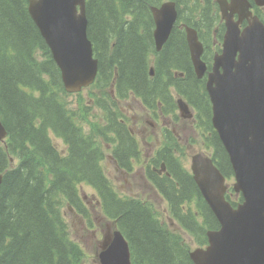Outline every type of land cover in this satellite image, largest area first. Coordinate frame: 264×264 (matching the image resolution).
I'll return each instance as SVG.
<instances>
[{
    "label": "trees",
    "instance_id": "trees-1",
    "mask_svg": "<svg viewBox=\"0 0 264 264\" xmlns=\"http://www.w3.org/2000/svg\"><path fill=\"white\" fill-rule=\"evenodd\" d=\"M162 1L90 0L89 36L100 61L99 86L111 82L117 69L124 84L137 88L147 98L154 90H163L156 86L158 77L149 82L146 75V57L153 46L151 7ZM174 1L182 9L189 6V1L203 0ZM142 26L146 28L140 35ZM111 40H117L113 51ZM37 51L44 53L43 60H39ZM186 52L183 37L175 31L162 53L161 68L168 69L170 63L183 65ZM188 77L179 90L194 106L203 107L204 126L211 130L205 86L192 70ZM63 91L60 71L28 13V0H0V113L10 136L7 146L0 149V172L5 173L0 187V264H80L82 252L68 236L61 208L63 199L80 207L82 183L99 192L105 212L118 221L131 245L133 264H193L189 250L162 226L151 206L119 198L101 166L103 155L97 137L106 138V130L89 133L85 126L93 122L88 110L65 107ZM113 123L109 132H117L126 145L117 149L115 156L129 158L135 148L129 146L126 130L116 120ZM53 137L63 140L66 151L58 149ZM216 138L208 141L215 145L214 159L229 178L233 171ZM11 158L18 164L14 166ZM167 166L171 178H155V183L174 212L183 215L184 203L199 197L203 227L218 229V221L190 175L176 161L168 160ZM229 200L236 204L235 196ZM182 217L193 230L200 229L191 212ZM199 239L202 244L201 235Z\"/></svg>",
    "mask_w": 264,
    "mask_h": 264
},
{
    "label": "water",
    "instance_id": "water-1",
    "mask_svg": "<svg viewBox=\"0 0 264 264\" xmlns=\"http://www.w3.org/2000/svg\"><path fill=\"white\" fill-rule=\"evenodd\" d=\"M219 1L223 4L224 0ZM84 2L30 0V13L52 49L70 92L91 84L98 69L87 38ZM256 2L264 5V0ZM233 5L230 14L223 8L227 33L222 54L215 58L208 90L214 103L213 124L229 154L237 180L235 190L243 193L245 201L233 209L225 200L227 187L220 170L210 159L194 157V179L221 224L219 231L208 233L206 250L191 253L194 264H264V25L254 17L241 32V21L251 17L250 5L246 0H235ZM153 11L158 24L155 37L160 45L168 39L177 14L172 4ZM235 11L243 13L240 22L233 20ZM187 31L193 62L201 77L206 71L201 61L202 45L195 30ZM4 137L0 122V139ZM2 181L0 174V185ZM99 259L100 264H131L128 244L121 233L105 236Z\"/></svg>",
    "mask_w": 264,
    "mask_h": 264
},
{
    "label": "rangeland",
    "instance_id": "rangeland-1",
    "mask_svg": "<svg viewBox=\"0 0 264 264\" xmlns=\"http://www.w3.org/2000/svg\"><path fill=\"white\" fill-rule=\"evenodd\" d=\"M102 94L103 92L96 87L91 89L89 88L83 91L82 95L80 96L68 97L66 100L68 104L67 107L77 111L79 107L84 105V107L88 110L90 121H93L94 115L99 117L101 114V112L97 109L96 102L98 98L102 97ZM123 107L131 119V126L140 139L141 144L142 154L140 156V161L135 163L133 176L135 179L130 177L126 181V178L119 175V173L115 171L111 162L107 159L103 165L104 170H106V173L108 174V177L114 184L115 188L124 195L128 197L144 199L145 201H151L154 203L164 224H166L171 230L181 235L184 243L186 242L191 246L192 249H195L196 243L193 239V236L186 230L182 229L180 225L170 217L168 214L167 204L162 203L159 197H157L152 190L145 188L140 183L139 173L142 169V164L148 157L150 158V154H148L150 150L157 149L163 145L164 131L166 126H168L170 129L173 127L170 125L171 118L163 120L148 116V114L141 108L139 101H126L123 103ZM165 121H167L166 125L164 124ZM148 122L153 123L155 127L152 129ZM181 125L182 123L180 122V126ZM178 133L180 137V144L189 155L188 159L184 161L185 166L189 168V158H191L195 152L202 151L204 149L203 141L199 136H197L195 139L191 138L192 135H189L187 138L183 137L185 135V131H180L179 129ZM157 138L160 139V141H158ZM57 142L59 148H66L62 141L57 140ZM191 145H194L195 148L192 149L190 147ZM103 147L104 153L106 154L107 158H109L112 151V146L105 143ZM128 181L129 184H127ZM82 196L85 198V201L87 202L86 207L91 213V224L85 218L79 216L75 217L72 211H69L67 205V207H65V212L69 225V232L73 241L76 242L83 251L80 264H98L97 255L99 252V245L102 239V233L106 227L107 220L101 213L102 210L101 206L98 204V195L93 188L83 185ZM95 196L97 198H95Z\"/></svg>",
    "mask_w": 264,
    "mask_h": 264
},
{
    "label": "flooded vegetation",
    "instance_id": "flooded-vegetation-1",
    "mask_svg": "<svg viewBox=\"0 0 264 264\" xmlns=\"http://www.w3.org/2000/svg\"><path fill=\"white\" fill-rule=\"evenodd\" d=\"M165 48H166V46H165ZM165 50V49H164ZM163 50V51H164ZM163 53V52H162ZM161 56H162V54H161ZM161 56H160V62H161ZM170 59L167 57V61L168 62H172V61H169ZM177 64V63H176ZM158 115V117L159 118H161V119H163V120H166L167 118H168V116H166L162 111H159V113L157 114ZM180 121L182 122V123H185L186 122V118H184V117H181L180 116ZM188 122H190V123H193V121L191 120V121H189V120H187ZM149 123V125H150V127L153 129L155 126H154V124L153 123H151V122H148ZM164 124L166 125L167 124V121H165L164 122ZM170 125H172L173 127H172V129L170 130L169 129V127L168 126H166V138L167 137H170V132H174V133H176V128L174 129V125H173V123L170 121ZM157 140H158V138H157Z\"/></svg>",
    "mask_w": 264,
    "mask_h": 264
},
{
    "label": "bare ground",
    "instance_id": "bare-ground-1",
    "mask_svg": "<svg viewBox=\"0 0 264 264\" xmlns=\"http://www.w3.org/2000/svg\"><path fill=\"white\" fill-rule=\"evenodd\" d=\"M153 7V6H152ZM152 7H151V12H152ZM191 78V77H190Z\"/></svg>",
    "mask_w": 264,
    "mask_h": 264
}]
</instances>
